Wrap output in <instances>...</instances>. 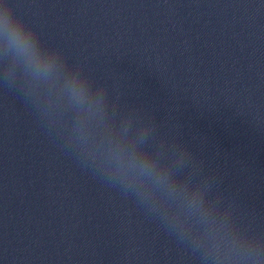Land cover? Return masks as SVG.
Here are the masks:
<instances>
[{
  "label": "water",
  "instance_id": "95a60500",
  "mask_svg": "<svg viewBox=\"0 0 264 264\" xmlns=\"http://www.w3.org/2000/svg\"><path fill=\"white\" fill-rule=\"evenodd\" d=\"M0 264H264V0H0Z\"/></svg>",
  "mask_w": 264,
  "mask_h": 264
}]
</instances>
